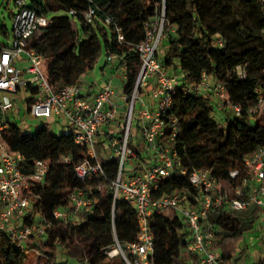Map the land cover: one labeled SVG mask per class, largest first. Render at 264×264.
Returning a JSON list of instances; mask_svg holds the SVG:
<instances>
[{
	"label": "trees",
	"instance_id": "obj_1",
	"mask_svg": "<svg viewBox=\"0 0 264 264\" xmlns=\"http://www.w3.org/2000/svg\"><path fill=\"white\" fill-rule=\"evenodd\" d=\"M28 7L49 18L48 25L33 35L29 48L44 57L53 86L78 83L105 54L107 64L110 55L119 59L115 68L124 64L126 94L134 89L142 66L137 47L146 40L147 28L164 13L158 58L180 79V87L172 97L174 108L164 117L167 123L176 121L179 132L173 141H164L163 147L177 155L176 170L187 174L164 180L154 193L156 198L177 193L188 196L193 191L189 174L196 169L210 170L213 177L228 183L230 173L238 170L243 175L245 159L264 147V123L258 118L264 103V0H28ZM90 10L92 23L85 19ZM119 34L124 37L122 43ZM4 46L0 43V51ZM204 76L210 78V89L191 93ZM217 85L228 93L224 105L214 92ZM26 90L31 96L29 111L38 91L31 85ZM0 138L23 155L26 174L31 173L34 161L48 163L44 183L31 187L29 193L31 219L40 215L52 220L55 228L46 243L30 242L29 248L45 264H66L59 262L62 254L81 264H126L120 256L109 260L104 254V249L117 242H135L139 233L136 209L121 198L114 201L112 183L118 176V160L105 158L104 175L83 181L75 168L85 150L75 143L71 129L57 135L44 124L35 133H24L12 123ZM140 140L137 134L135 143L130 141L136 154L128 161V170L124 168L126 176L131 173L130 179L157 163L158 152L142 148ZM76 192L89 204L74 214L70 196ZM57 210H64L67 219L55 220ZM170 213L154 212L150 218L155 264L195 262L187 251L190 230L186 222ZM260 214L253 205L244 211L219 208L210 212L207 222L215 234L213 249L219 251L223 264L246 259V249L239 251L240 244L255 232ZM26 256L9 235L0 238V264H25ZM256 264H262L261 260Z\"/></svg>",
	"mask_w": 264,
	"mask_h": 264
},
{
	"label": "built area",
	"instance_id": "obj_2",
	"mask_svg": "<svg viewBox=\"0 0 264 264\" xmlns=\"http://www.w3.org/2000/svg\"><path fill=\"white\" fill-rule=\"evenodd\" d=\"M14 4L17 11L13 14L12 42L0 51V134L12 124L10 114L14 110V96L27 85L34 86L38 92L30 105L29 114L33 119L56 117L67 121L74 133L75 143L85 150L82 162L75 168L76 176L81 180L104 175L103 161L96 145L106 148L100 136L105 133L112 136L107 141V148H111L112 157L119 162L118 176L112 183L114 201L121 198L136 209L139 233L135 242H117L104 249L109 260L120 256L126 264H155L150 218L154 212H174L183 217L190 230L187 251L195 258L192 264H223L219 251L213 249L215 234L212 225L207 222L208 216L219 208L244 211L253 205L261 210L259 222L264 223V147L245 159L243 175L238 170L232 171V181L228 183L213 177L210 170L196 169L189 174L193 191H189L188 196L181 193L161 198L154 196L164 180L187 174L176 170L177 155L169 153L173 151L168 146L163 147L169 139L173 141L179 132L178 123H167L164 117L174 108L172 97L180 87V79L163 67L158 58L164 13L152 27L147 28L146 40L137 47L142 66L132 92L118 95L110 79L95 99L89 100L84 97L78 83L55 87L49 82L44 57L29 48L31 38L48 25L49 18L29 8L28 0H14ZM93 14L92 10L86 13L87 22L92 23ZM119 41L124 42L121 34ZM108 61L115 68L119 59L110 55ZM118 70L125 71L124 64ZM209 89L210 78L204 76L201 85L190 92L198 95ZM214 92L222 105L228 103V93L222 85H217ZM236 111L238 114L241 112L239 108ZM133 130L141 135L139 144L142 148L150 147L158 154L157 163L152 168L130 179L124 174V168L129 160L136 157L130 146ZM168 130L171 131L170 137ZM27 166L23 155L13 151L0 138V238L9 235L20 244L21 252L25 254L34 251L29 248L30 242L46 243L55 228L52 220L40 215L31 219L33 203L29 193L31 187L44 183L48 163L34 161L30 174L25 173ZM70 201L74 214L89 204L81 192L72 193ZM67 216L64 210L54 213L55 220H66ZM260 260L264 264V258ZM228 264L240 263L231 260Z\"/></svg>",
	"mask_w": 264,
	"mask_h": 264
},
{
	"label": "rangeland",
	"instance_id": "obj_3",
	"mask_svg": "<svg viewBox=\"0 0 264 264\" xmlns=\"http://www.w3.org/2000/svg\"><path fill=\"white\" fill-rule=\"evenodd\" d=\"M42 3V0H37ZM29 4H31L29 2ZM14 0H0V43L2 45H11L13 37V14L16 13ZM38 36L40 34L38 33ZM110 70V71H109ZM84 85L97 84L98 82L106 83L107 80L113 81V86L117 91L123 88V74L118 68H114L110 63H106V55L102 54L99 60L94 64L92 70H90L85 76ZM94 86V85H93ZM20 104L23 105L20 99ZM24 107V106H22ZM19 123L24 133H35L39 127L45 124L42 120L33 119L28 113L23 112L18 115ZM137 111L134 116V123L136 121ZM218 118L220 119L219 115ZM258 118L264 123V103H262L258 110ZM28 127L30 129H26ZM137 132L133 130L131 134V141L135 143ZM139 139V138H138ZM98 154L101 153V146L96 145ZM113 153V152H112ZM134 162H132L133 164ZM128 170V162L126 163L125 171ZM131 173H127V177H130ZM166 214H171L166 212ZM246 249V259L243 258L240 264H256L260 257L264 258V223H260L255 232L248 233L244 240L240 244L239 251ZM59 262L66 264H81L78 261L70 258L68 255H59ZM25 264H45V259L36 251L29 252L26 256Z\"/></svg>",
	"mask_w": 264,
	"mask_h": 264
},
{
	"label": "crops",
	"instance_id": "obj_4",
	"mask_svg": "<svg viewBox=\"0 0 264 264\" xmlns=\"http://www.w3.org/2000/svg\"><path fill=\"white\" fill-rule=\"evenodd\" d=\"M20 68H23V66H20ZM84 80H85V77L83 76L82 79L78 82V84L82 87L83 95H84V97L88 98L89 100H94L104 84L102 82H98L97 84H93L94 86L92 84H89L86 86V85H84ZM115 90H116V93L118 95L123 93L124 92V85L120 91H117V89H115ZM30 97H31L30 93L27 92L26 88L20 90V92L14 96V110L11 112L10 116L12 119V123L19 126L22 130L24 129V127L20 126L18 115H21V113H23V112H26L29 114L28 99H30ZM20 99L22 100L23 105L20 104V101H19ZM148 99L149 98L147 97L146 100H148ZM22 106H24V107H22ZM42 121L45 122V124L49 125L50 128L52 129V131L55 132L57 135L67 133L70 130L69 126L67 124V121L63 118L53 117L51 119L42 120ZM25 128L27 130L30 129L28 127H25ZM109 138H111V135H109L107 133L100 136V141L103 142L105 145L104 147H106V148L101 147L103 152L100 153V159L102 161L105 158L112 157L111 148L110 149L107 148V145H108L107 141L109 140ZM260 259H261V257L259 258V260ZM189 264H192V262H190Z\"/></svg>",
	"mask_w": 264,
	"mask_h": 264
}]
</instances>
